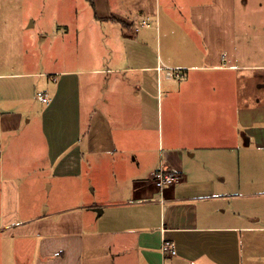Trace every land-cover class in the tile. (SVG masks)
Wrapping results in <instances>:
<instances>
[{
	"label": "crops",
	"instance_id": "0c3cea01",
	"mask_svg": "<svg viewBox=\"0 0 264 264\" xmlns=\"http://www.w3.org/2000/svg\"><path fill=\"white\" fill-rule=\"evenodd\" d=\"M59 1L0 0V264H264V0Z\"/></svg>",
	"mask_w": 264,
	"mask_h": 264
},
{
	"label": "built area",
	"instance_id": "2783aa9c",
	"mask_svg": "<svg viewBox=\"0 0 264 264\" xmlns=\"http://www.w3.org/2000/svg\"><path fill=\"white\" fill-rule=\"evenodd\" d=\"M150 24L148 19L143 20V25ZM161 68V67H160ZM171 75H176L178 77H182L181 71H172ZM39 98L43 102H47L49 100V94L47 92H40L38 94ZM179 179V174L170 171L165 168H159L154 173V182L159 188H165L173 184L176 180ZM162 251L164 254L175 255L177 253V246L174 240L165 239L162 243Z\"/></svg>",
	"mask_w": 264,
	"mask_h": 264
},
{
	"label": "rangeland",
	"instance_id": "374dc122",
	"mask_svg": "<svg viewBox=\"0 0 264 264\" xmlns=\"http://www.w3.org/2000/svg\"><path fill=\"white\" fill-rule=\"evenodd\" d=\"M26 4H30L32 5V0H23ZM20 2V0H14V4L13 3H8V5H12V7H15L14 5L18 4ZM40 2V10H41V14L38 13V8L35 7V13L38 16L40 22L44 25V30L45 32H49L50 31V27H51V18L49 13L44 12L43 8H47L48 9V4H50V0H39ZM55 5L57 2V6L58 5H63L62 3H59V0H54ZM83 5L87 6V11H93V7L91 6L90 2L88 1V3L85 0H82ZM78 6H80V2H78L77 4ZM75 7V5H74ZM40 16V17H39Z\"/></svg>",
	"mask_w": 264,
	"mask_h": 264
},
{
	"label": "trees",
	"instance_id": "16d2710c",
	"mask_svg": "<svg viewBox=\"0 0 264 264\" xmlns=\"http://www.w3.org/2000/svg\"><path fill=\"white\" fill-rule=\"evenodd\" d=\"M92 2V5L95 6V1L94 0H90Z\"/></svg>",
	"mask_w": 264,
	"mask_h": 264
}]
</instances>
